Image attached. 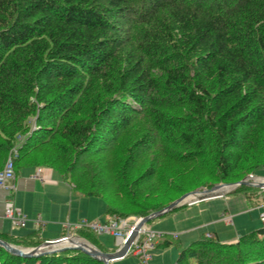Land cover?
I'll list each match as a JSON object with an SVG mask.
<instances>
[{"label":"trees","instance_id":"16d2710c","mask_svg":"<svg viewBox=\"0 0 264 264\" xmlns=\"http://www.w3.org/2000/svg\"><path fill=\"white\" fill-rule=\"evenodd\" d=\"M9 158L122 219L264 172V0H0V170ZM107 164L112 184L93 174ZM74 235L105 251L91 229ZM0 264L105 263L0 246ZM177 264H264V227L234 243L202 235Z\"/></svg>","mask_w":264,"mask_h":264},{"label":"crops","instance_id":"0c3cea01","mask_svg":"<svg viewBox=\"0 0 264 264\" xmlns=\"http://www.w3.org/2000/svg\"><path fill=\"white\" fill-rule=\"evenodd\" d=\"M24 168L17 170L13 190L0 189V235L24 237L38 232L44 241H49L67 235H74L75 224L90 220L92 214L88 201L95 197L81 195L52 168ZM243 201L248 203L245 199ZM10 202L20 209L28 219L24 232L14 230L11 219L5 216L6 204ZM199 205H201V202L191 207ZM182 208L184 207H179L167 214L174 212L172 219L177 220L180 217L179 214L184 213L180 220L185 222L179 232L176 233L178 239L181 236L185 239L186 245L183 248L202 235H209L221 242L234 243L242 234L249 231V226L244 225L246 216L244 208L236 211L222 208L219 211L215 210L216 214L213 216L208 214L210 207H202L197 213L193 212L191 214L183 211ZM104 214L106 216L104 221L107 222L109 217L105 211ZM37 220L41 221L40 225L37 224ZM191 221L196 222L189 225L188 223ZM109 236L110 240L113 239L114 244L112 245L111 241L106 238L107 240L104 241L110 243V245L107 246L108 248L105 251L114 252L116 251L115 245L119 244L120 241L112 235ZM125 260L126 258L116 260L113 264H126L124 263ZM153 260L155 261V258Z\"/></svg>","mask_w":264,"mask_h":264},{"label":"rangeland","instance_id":"374dc122","mask_svg":"<svg viewBox=\"0 0 264 264\" xmlns=\"http://www.w3.org/2000/svg\"><path fill=\"white\" fill-rule=\"evenodd\" d=\"M159 158H160V156L158 157V159ZM94 166H95V163L93 166H91L92 170L96 169ZM111 168H112V165L107 164L105 166V169H103L102 171H96L95 170L93 174L97 177L96 180L99 179L102 182L111 183L112 177H113V173L111 172ZM248 176H249V174L245 178H247ZM259 176H264V172L260 173ZM98 182H100V181H98ZM218 184H229V183H216L210 188L204 187V186H199L198 188H196L193 191H198V190H203V189H212L213 187H215ZM227 190H230V191L223 193L222 197L214 198L212 200H208V201H204V202L202 201L201 205H199L197 207H193V208L191 207L192 205L189 204L190 201L186 200L183 203L184 208H182V209H183V211H186L188 214H191L193 212L197 213V211L202 207H206V208L210 207L208 214H209V216H213L214 214H216L215 210L219 211V210H222V208H225V209L227 208L230 211L231 210L236 211L237 209L244 208L246 210L245 211L246 216H245V220H244V225L249 226V228H248L249 231H247V233L251 232L255 229L261 228L262 224L259 220L260 209L257 207L258 206L261 207L264 204V190H261V188L255 187V186H252L249 184L242 185V186L238 185L232 189H227ZM193 191H190V192H193ZM217 191H219V190H217ZM243 199L248 201L249 204L245 203L243 201ZM89 208L91 209V214H92L90 220L87 221L89 224L92 222H95L96 220H97V222L99 221L101 223L105 222L104 221L106 219V216L104 215L105 202L102 198H97V197L92 198L91 201H89ZM178 213H176V214H178ZM173 215H174V212L167 214V215H164L162 217L155 218V219L151 220L150 222H148V225L151 226V228L154 232L162 234V236L160 235L158 238H156V240L154 242L155 247L150 250L151 259L148 262V264H176L177 263V258H178L179 253L181 252V248H183V246H185L186 244H185V239L183 236H181L178 239V238H175L174 235H177L176 233H178L179 229L183 227V224L185 221L180 220L183 217L184 213H180L179 214L180 217L177 220L172 219ZM113 217H118V216L116 215ZM133 217H135V216H132L130 218H133ZM136 218H144V217H136ZM134 220H135V218L132 221H134ZM195 222L196 221H191L188 224L190 225V224L195 223ZM27 223H28V219H27ZM78 224H75V227ZM12 226L14 227V230H16V231H19V232L25 231L24 227L16 226V225H12ZM72 237L74 238V240L80 239V240L85 241L89 245L95 246L94 244H92L88 240H85V239L79 237L78 235H75V236L73 235ZM109 237H110L109 234L104 235L103 237H99V240L101 241L103 248H105V249L108 248L107 246H109L110 243H106L104 240H107L106 238H108L110 240ZM110 241L113 245L114 242H113L112 238ZM166 241L169 242L168 245H165ZM115 247L117 250L119 245L117 244V245H115ZM24 248H32V247H24ZM152 258L153 259L155 258V261ZM132 262L133 263H138V262L141 263L140 259L137 256H135L133 254H129L126 257V260L124 263L133 264Z\"/></svg>","mask_w":264,"mask_h":264},{"label":"built area","instance_id":"2783aa9c","mask_svg":"<svg viewBox=\"0 0 264 264\" xmlns=\"http://www.w3.org/2000/svg\"><path fill=\"white\" fill-rule=\"evenodd\" d=\"M16 174L12 158H9L2 170H0V189L11 191L15 188L14 180ZM249 179L254 181V184L261 186L264 189V178L257 177L253 174L249 175ZM5 216L11 219L13 225L25 227L27 224V217L16 208L11 202L6 204ZM135 218L134 221H132ZM143 218H126L121 219L118 217H112L107 222H92L82 221L76 225V229L87 227L91 229L97 235H112L124 244L134 231H137L136 236L132 240L130 247L127 251V255L133 254L137 256L142 264H148L151 259L150 250L155 247V240L160 233L154 232L151 227L145 223L141 226ZM260 221L264 226V204L260 208ZM37 224H41L40 220H37ZM178 237V235H175ZM71 235H67L64 239L69 240ZM124 258V257H123Z\"/></svg>","mask_w":264,"mask_h":264},{"label":"water","instance_id":"95a60500","mask_svg":"<svg viewBox=\"0 0 264 264\" xmlns=\"http://www.w3.org/2000/svg\"><path fill=\"white\" fill-rule=\"evenodd\" d=\"M232 184H248V182H246V180H241L237 183H231L228 185H232ZM223 185L224 184H218L210 190L206 189L202 191L204 197L215 196V189H218ZM199 192L200 191L198 190V191H193V192L184 194L183 196H181L180 198L172 202L170 205H168L166 208L144 217L139 226L145 223H148L155 218L161 217L164 214L173 210L174 208L183 205L184 201L188 200L190 196H195ZM136 234H137V231L131 234L124 244L123 243L118 244L119 247L114 252H105L93 245H90L89 247L87 246L85 247L81 245H74V244H71L73 243L74 239L70 238L69 240H67V239H64V237H61L55 240L45 241L41 245L32 247V248H24L21 246L13 245L0 238V246H3L5 249L10 251L11 253L22 256V257H35V256H41L44 254L63 251L66 249H77V250L84 252L85 254L90 255L93 258L103 261L105 264H111L112 262L126 256L127 251L130 247V244L132 240L134 239V237L136 236Z\"/></svg>","mask_w":264,"mask_h":264},{"label":"clouds","instance_id":"9594fccd","mask_svg":"<svg viewBox=\"0 0 264 264\" xmlns=\"http://www.w3.org/2000/svg\"><path fill=\"white\" fill-rule=\"evenodd\" d=\"M253 174V173H252ZM249 175H251V174H249ZM253 175H255V176H257V177H261V178H264V176H259V175H257V174H253ZM242 180H246V182H248V184L249 185H252V186H255V187H259V188H261V186H257V185H255L254 184V181L253 180H251V179H249V176L247 177V178H244V179H242ZM239 182V181H238ZM235 183H237V182H235ZM229 184H231V183H229ZM238 185H240V186H242V185H246V184H232V185H228V184H224L223 186H234V187H236V186H238ZM222 187V186H221ZM219 189V188H218ZM218 189H215V196H210V197H204V195H203V192L202 191H204V190H206V189H203V190H199L200 192L198 193V194H196L195 195V198L192 200V201H190V203L189 204H191V205H194V204H197V203H200V202H202V201H205V200H209V199H214V198H220V197H222V195H223V193H225V192H219V191H217ZM207 190H210V189H207ZM261 190H264V189H262L261 188ZM230 190H228V191H226V192H229ZM191 197V196H190ZM189 199V198H188ZM181 206H183V205H181ZM181 206H179V207H181ZM176 208H178V207H176ZM257 208H261V207H257ZM260 212V211H259ZM110 218H112V217H109V219ZM130 218V217H129ZM108 219V220H109ZM107 220V221H108ZM259 220H260V214H259ZM261 222V221H260ZM148 224V223H147ZM262 224V223H261ZM150 226V225H149ZM151 227V226H150ZM262 227H264L263 225H262ZM152 229V228H151ZM161 234V233H160ZM73 235H71V239H74L73 237H72ZM75 236V235H74ZM99 236V235H98ZM162 236V235H161ZM208 237H211V236H209V235H207ZM65 237V236H64ZM175 237V236H174ZM175 238H178V237H175ZM237 242V241H236ZM122 243V241H120L119 242V244H121ZM98 248V247H97ZM106 252V251H105ZM128 256V255H127ZM127 256H124V258H126ZM123 257L121 258V259H124ZM118 260H120V259H118ZM113 263V262H112ZM142 264V263H141Z\"/></svg>","mask_w":264,"mask_h":264},{"label":"bare ground","instance_id":"6f19581e","mask_svg":"<svg viewBox=\"0 0 264 264\" xmlns=\"http://www.w3.org/2000/svg\"><path fill=\"white\" fill-rule=\"evenodd\" d=\"M184 1V0H183ZM195 1V0H194ZM198 1V0H197ZM184 3V2H183ZM186 3V2H185ZM188 3V2H187ZM216 4V3H215ZM197 5V4H196ZM109 24V23H108ZM107 25V24H106ZM88 106V105H87ZM88 107H90V106H88ZM92 109V108H91ZM112 119V118H111ZM107 121V120H106ZM125 130H126V128H124ZM124 130V131H125ZM122 132V131H121ZM123 133V132H122ZM132 135L134 134V132L132 131V132H130ZM129 133V134H130ZM137 133V132H136ZM124 134H126V132L125 133H123V137H126ZM121 136V137H122ZM129 137V136H128ZM130 137H133V136H130ZM123 139H125V138H123ZM15 163V162H14ZM25 169V168H24ZM16 172H17V170H16ZM15 172V173H16ZM130 180V179H129ZM128 180V181H129ZM191 180H193V179H191ZM109 181V180H108ZM127 181V180H126ZM68 182V181H67ZM123 182V181H122ZM121 182V183H122ZM130 183H127V184H131V181H129ZM121 183H119V184H121ZM117 184V183H116ZM115 184V185H116ZM133 184V183H132ZM118 185V184H117ZM124 185H126V184H124ZM232 188H234V186H222V187H220L218 190L220 191V192H226V191H228L227 189H232ZM91 189V191L93 192V191H95L94 190V188H93V190H92V188H90ZM123 189V188H122ZM120 190H121V188H120ZM127 190V189H126ZM87 191H90L89 189H87ZM128 191V190H127ZM126 192V191H125ZM91 195V194H90ZM90 197V196H89ZM95 197V196H94ZM195 198V196H191L189 199H188V201H191V200H193ZM89 200V199H88ZM89 202V201H88ZM249 212V211H248ZM105 215V214H104ZM111 215V214H110ZM122 219V218H121ZM134 232H136V231H134ZM175 236V235H174ZM67 242H69V241H67ZM67 244H69V243H67ZM71 244H74V245H81V246H87V247H89L90 245L88 244V243H86L85 241H83V240H78V239H75L74 241H73V243H71ZM232 245V244H231Z\"/></svg>","mask_w":264,"mask_h":264}]
</instances>
